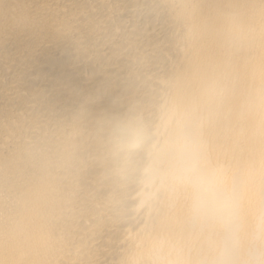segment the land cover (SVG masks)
<instances>
[{"label": "bare ground", "instance_id": "6f19581e", "mask_svg": "<svg viewBox=\"0 0 264 264\" xmlns=\"http://www.w3.org/2000/svg\"><path fill=\"white\" fill-rule=\"evenodd\" d=\"M0 264H264V0H0Z\"/></svg>", "mask_w": 264, "mask_h": 264}]
</instances>
